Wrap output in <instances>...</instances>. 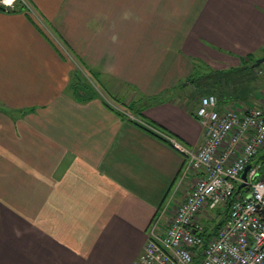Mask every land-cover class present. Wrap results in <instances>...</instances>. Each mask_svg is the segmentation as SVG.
<instances>
[{
	"label": "crops",
	"instance_id": "1",
	"mask_svg": "<svg viewBox=\"0 0 264 264\" xmlns=\"http://www.w3.org/2000/svg\"><path fill=\"white\" fill-rule=\"evenodd\" d=\"M15 4L0 11V264H132L198 177L165 138L203 144L198 95L218 114L264 102V0ZM75 60L137 120L78 101Z\"/></svg>",
	"mask_w": 264,
	"mask_h": 264
},
{
	"label": "built area",
	"instance_id": "2",
	"mask_svg": "<svg viewBox=\"0 0 264 264\" xmlns=\"http://www.w3.org/2000/svg\"><path fill=\"white\" fill-rule=\"evenodd\" d=\"M2 3L12 8L13 3ZM217 105L214 94L200 100L196 118L205 133L200 146L165 136L185 159L182 178L198 177L174 207L167 203L155 214L144 251L133 264H194L195 259L199 264H264V172L255 161L264 150V102L254 107L231 102L222 114ZM249 165L244 181L241 175ZM213 215L222 225L206 242Z\"/></svg>",
	"mask_w": 264,
	"mask_h": 264
},
{
	"label": "rangeland",
	"instance_id": "3",
	"mask_svg": "<svg viewBox=\"0 0 264 264\" xmlns=\"http://www.w3.org/2000/svg\"><path fill=\"white\" fill-rule=\"evenodd\" d=\"M2 1L3 0H0V5H3L4 7H9V6H5V4H3L2 3ZM10 3H13L12 4V8L11 9H13L14 8V4L17 6V5H19V6H24V7H26V5H25V0H13V2H10ZM11 7V6H10ZM64 52H65V54L66 55H69V53H68V51H66V50H64ZM75 59V58H74ZM75 62H76V71L74 72V74H73V77H72V81H73V83L74 82H79V83H86V84H90L92 87H94V89L97 91V93L99 94V97H101L103 100L105 99L112 107H114L115 109H117L118 111H120V112H122L123 114H125V115H127L131 120H137V117H136V114H134L135 112L133 111V110H131L129 107H130V105H129V102H131V100L129 99V98H126L124 95H119L120 97H116L115 96V93H113L114 95H111V92H109V90H105L103 87H102V85H101V83H99L93 76H92V74L91 73H89L87 70H85L84 69V67H82L81 66V64L78 62V61H76L75 60ZM253 62H255V60L254 59H250L249 61H248V63H253ZM262 65H264V64H262ZM262 65H260V67H258V69H255L256 70V72L258 73L257 75L259 76H261L262 74L260 73V69L262 70V68H261V66ZM263 71V70H262ZM104 85H106V87H109V84L108 83H103ZM72 86H70V90L72 91V92H74L73 90H72V88H71ZM209 94H211V93H209ZM207 95V94H206ZM109 96H111L112 98H114L115 100L117 99V100H119V104L116 102V101H112L111 100V98L109 97ZM200 96V97H199ZM203 96H205V95H198V98H202ZM138 101V100H137ZM147 101V100H146ZM142 102H144L145 103V99H142ZM120 104H124V105H120ZM145 105V104H144ZM148 106H149V104H148ZM126 107V108H125ZM132 111V112H134V113H132L129 109ZM134 114V115H133ZM140 118H142V119H145V120H148L145 116L143 117V116H139ZM174 137V136H173ZM176 138V137H175ZM187 194V193H186ZM185 194V195H186ZM172 201V200H171ZM168 204H170L169 203V201H168ZM165 204H163L162 205V207L164 206ZM162 207H160V209L162 208ZM159 209V210H160ZM213 217L215 218L214 219V222L216 223L217 222V219H218V217L216 216V215H213ZM147 243V242H146ZM146 246V245H145ZM145 248V247H144ZM144 251V250H143ZM143 253V252H142ZM141 256V255H140ZM139 258H137L136 260H138ZM135 260V261H136ZM135 261H133V262H135ZM133 264V263H132Z\"/></svg>",
	"mask_w": 264,
	"mask_h": 264
},
{
	"label": "trees",
	"instance_id": "4",
	"mask_svg": "<svg viewBox=\"0 0 264 264\" xmlns=\"http://www.w3.org/2000/svg\"><path fill=\"white\" fill-rule=\"evenodd\" d=\"M5 10V7L3 5H0V11H4ZM260 67V66H259ZM85 69V68H84ZM254 69H258V66L254 67ZM86 70V69H85ZM92 76L98 81V78L97 76L95 75V73H91ZM99 82V81H98ZM71 88L72 90L74 91L73 93L75 94L76 96V99L80 102H87V101H90V100H93L94 98L96 97H99V94L97 93V91L94 89V87H92L90 84H86V83H79V82H72L71 84ZM199 94V90L197 92ZM111 98V100L113 101H116L118 104H119V100H115L114 98H112L111 96H109ZM104 104L113 109L114 111H116L120 116L122 117H126L125 114H123L122 112L120 111H117L115 110L114 107H112L105 99L103 100ZM120 105H124V104H120ZM126 108V107H125ZM131 110L134 111V107L130 106L129 107ZM128 108V109H129ZM129 109V110H130ZM128 120H131V119H128ZM134 122V121H132ZM140 127H142L140 125ZM255 161L258 163V164H261L262 166V170L264 172V150H262L256 157ZM223 221V220H222ZM222 221L220 220L219 222H211L208 227L206 228V231H205V234H204V238L206 240V242L211 238L213 237L217 231L219 230L220 226L222 225ZM200 256V255H199ZM198 256V258H199ZM194 264H199V259H195L194 261Z\"/></svg>",
	"mask_w": 264,
	"mask_h": 264
},
{
	"label": "water",
	"instance_id": "5",
	"mask_svg": "<svg viewBox=\"0 0 264 264\" xmlns=\"http://www.w3.org/2000/svg\"><path fill=\"white\" fill-rule=\"evenodd\" d=\"M262 64H264V57L258 59V60L256 61V63H255V66H260V65H262ZM249 169H250V165L247 166V167L245 168L244 172H243L242 175H241V177H242V179H243L244 181H247V174H248ZM244 186H245V184H242V185H241V187H244Z\"/></svg>",
	"mask_w": 264,
	"mask_h": 264
},
{
	"label": "bare ground",
	"instance_id": "6",
	"mask_svg": "<svg viewBox=\"0 0 264 264\" xmlns=\"http://www.w3.org/2000/svg\"><path fill=\"white\" fill-rule=\"evenodd\" d=\"M11 0H6V2H10Z\"/></svg>",
	"mask_w": 264,
	"mask_h": 264
}]
</instances>
